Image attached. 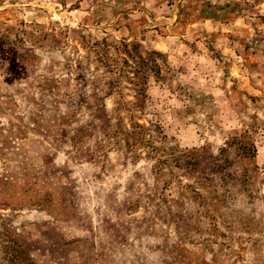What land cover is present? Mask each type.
<instances>
[{"label": "rangeland", "instance_id": "1", "mask_svg": "<svg viewBox=\"0 0 264 264\" xmlns=\"http://www.w3.org/2000/svg\"><path fill=\"white\" fill-rule=\"evenodd\" d=\"M0 264H264V0H0Z\"/></svg>", "mask_w": 264, "mask_h": 264}]
</instances>
